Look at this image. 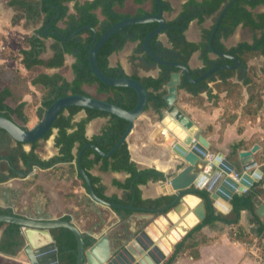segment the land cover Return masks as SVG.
<instances>
[{"label": "trees", "instance_id": "obj_1", "mask_svg": "<svg viewBox=\"0 0 264 264\" xmlns=\"http://www.w3.org/2000/svg\"><path fill=\"white\" fill-rule=\"evenodd\" d=\"M73 0H10L9 5L18 11L25 14V18L37 23L42 21L41 27L37 30L36 35L26 37L23 48L14 53L9 49H3L1 54L3 57L12 58L20 61L26 69L24 74L19 70L7 71L0 70V115L15 122L24 129H28L29 117L26 114L27 103L24 97L31 93L30 86H34L37 90L47 94L49 98L45 99L41 106L37 109L36 115L38 119H42L43 115L51 104L58 98L67 95H88L84 90V85L96 84V92L98 95L104 94L105 101L118 105L121 108L131 111L135 108L138 102V95L135 90L127 87H110L99 80H97L89 67V46L93 40V33L91 30H83L67 41H59L51 34L42 36L41 32L48 26V24L60 12L59 18L56 19L50 31H58L62 36L68 37L70 34L84 26H91L96 29L98 38L105 33V31L112 25L118 23L125 17L130 15L120 14L115 11V7L122 8L127 0H86L84 2L76 1L73 10L74 13H69L68 4ZM137 5H144L151 1L152 11L150 14L157 13V4L155 0H133ZM228 0H203L201 2L196 0H189L183 5L182 12L173 21L167 22V27L163 34H166L170 40V47L164 46L159 36L150 40V49L165 61H175L188 66L189 60L193 53L200 48L206 54L203 57L204 69L209 70L215 65H232L233 62L223 58L217 57L212 60L209 58L210 51L208 49L209 37L211 31L205 33V40L201 44L189 42L186 39L185 32L193 20H197L199 25H202L207 17L218 14L223 4ZM164 13L172 12V7L168 0H162ZM259 6H264L263 0H237L226 12L223 17L218 32L214 40L216 49L228 52L221 40L227 39L234 34L236 29L243 25L253 30L263 31L262 36L255 39L252 44L243 43L234 47L230 51L234 52L245 69L243 78L239 82L232 81L236 75L234 70H219L210 78L203 80L198 84H190L182 77V87L189 93L199 94L207 92L210 99L214 101L219 100L218 93L227 91V100H231L232 107L238 108L242 100L243 87L252 83L249 76L248 62L251 59L264 57V13H254V10ZM103 15L104 19L100 20L97 11ZM147 14L143 9L139 8L135 16H143ZM65 22L66 28H58L59 22ZM158 27V23L135 24L124 28L117 34L112 36L100 48L97 54V63L99 68L109 77L125 78L127 74L118 66L110 67L109 57L114 52L123 49L127 42H138L139 48L144 53L148 63L157 65L154 61L145 54L142 49V43L147 34ZM53 37L56 39V44L53 46V56L45 61L40 58L44 51V39ZM74 55L76 58L72 66L75 75L74 80L69 82L63 77V73L59 74V79L52 75H48L41 71L42 67L46 68H60L64 70L65 55ZM160 69V75L157 78L153 77H138L133 78L140 81L145 87L148 94V101L146 111L152 108L157 113H161L166 108L164 96L166 91L164 87L170 79V75L175 69L157 65ZM202 71L196 75L192 71V76L197 77L202 74ZM264 73V71H263ZM241 82V83H240ZM210 83H214L217 94H213V87ZM250 86V85H249ZM255 90V89H254ZM250 90L247 103L242 110L241 119L255 121L262 114L263 100L261 98V91L254 92ZM9 100V101H8ZM199 106L203 105V100L199 98ZM84 111L86 117L79 122H74L78 113ZM96 118H109V124L98 135L88 138L86 135V127L88 123ZM128 121L111 115L104 111L93 110L82 107H69L63 111L54 122L50 131L44 136L43 140H48L53 130L57 129L58 133L55 137V145L59 148V155L49 160H43L37 153L39 142L29 144L30 151L23 149L27 144L16 143L3 130L0 129V157L6 153L10 161L15 164L18 160L22 161L28 167L37 166L41 169L53 167L58 163L72 162L76 158L74 149L77 148V153L87 144H94L100 151L109 152L119 139L123 136L128 128ZM12 143H16V147L12 148ZM236 150V148H235ZM82 168L88 175L94 193L101 199L123 205H133L137 208L160 209L171 204L176 196L163 195L156 199L142 198L140 190L141 185H146L149 181H164L165 178L161 174L155 175L152 172L139 171L136 164L131 160L128 143L124 142L116 152L109 158L99 156L92 148H87L82 154ZM101 163L103 169L116 172H124L129 175L123 184H118L119 187L131 192L130 196L124 202L116 198H109L104 195L103 187L98 184L90 170L97 164ZM16 176L15 170L9 172L8 176L0 175V182H4ZM163 178V179H162ZM83 184L84 180L80 176ZM257 192V191H256ZM203 199L204 195H200ZM255 193L249 195L235 194L231 200V210L228 214H219V217H214L211 214L210 207L207 209L205 219L188 232L174 247L172 255L163 264H172L177 256L182 253L189 252L192 256L198 257L199 252L196 250L198 242L192 241L190 238L193 234L199 232L205 225L213 224L216 219L222 220L226 225L232 227L229 235L233 241L243 243L247 246L256 244L261 250V256L264 257V221L257 222V230L254 235L247 234L239 225L240 212L248 210L254 212ZM165 210L162 213H166ZM9 213L7 210L0 207V214ZM132 214L133 211H127ZM0 226L5 228V239L2 251L15 253L13 248H19L23 245L21 230L19 226L8 223H0ZM54 240L58 248V256L60 264H76L77 263V242L74 235L64 228L53 230ZM86 246L92 245L94 239H84ZM207 239L203 238L202 242Z\"/></svg>", "mask_w": 264, "mask_h": 264}, {"label": "crops", "instance_id": "obj_2", "mask_svg": "<svg viewBox=\"0 0 264 264\" xmlns=\"http://www.w3.org/2000/svg\"><path fill=\"white\" fill-rule=\"evenodd\" d=\"M76 1L82 3L86 0H73L70 2L72 3V8L69 7V3V13H74L73 7ZM188 1L189 0H168L172 7V12L164 13L166 21L175 20L182 12L183 5ZM196 1L201 2L203 0ZM132 6L134 7V12L126 11V8ZM260 7L261 6L256 8L254 13H264V8L259 9ZM139 8L143 9L147 14H150L152 11L151 1L140 6L135 4L133 0H127L122 8L116 6L115 11L120 14L130 15L131 17L135 16ZM96 13L100 20L104 19L100 10ZM216 20L217 14L207 17L202 25H199L197 20H193L185 32L186 39L189 42L197 44L203 43L205 40V33L213 29ZM39 23L42 25L41 20L35 24ZM31 24L35 26L34 22H31ZM66 27L65 22L61 21L58 23V28L64 29ZM37 30H35L32 35H36ZM247 30H250L248 31L249 33H245ZM5 33L6 31L0 26V70L11 72L19 70L26 74L27 71L20 61L3 57L1 54L3 49H9L14 53L19 52L23 48L26 38L24 37L21 47L14 49L3 41V38L6 39V36H4ZM262 33L263 31L261 30H253L249 27L240 25L234 34L227 39L221 40V43L226 50L230 51L243 43L252 44L255 39L262 36ZM249 34L253 42L246 39L245 36ZM49 39L51 41H48ZM159 40L164 46H171L170 40L166 34L159 36ZM43 42L45 49L40 58L47 61L52 58L54 54L53 46L56 44V39L48 37L45 38ZM236 43L238 44L235 45ZM205 54L206 52L200 48L192 54L189 60L188 66L191 72L194 71L196 75L199 71L201 72L202 69H204L203 57ZM44 55H47V58H44ZM217 57L218 56L210 52V59L214 60ZM75 61L76 58L74 55L66 54L64 70L60 68L42 67L41 71L48 75H52L51 71H55L58 74L63 73V77L71 82L75 77L72 70ZM109 65L112 68L120 66L127 76L130 77L157 78L160 75L159 67L147 62L144 53H142L139 48L138 42H127L122 50L111 54L109 57ZM251 67L256 69L259 78L253 79V77H251L252 83L249 84L250 86L243 87L242 100L238 108L234 109L232 105H230L231 100L226 99L227 91L225 90L218 93L219 100L215 102L214 99L208 97L207 92L193 94L185 89H179L176 106L204 133L209 142V156L213 158L218 153H222L227 161L236 162L238 159L236 156L237 152L250 150L255 144L260 146L259 151L255 153L254 157L263 175L260 181L255 183L247 194L242 195L255 193V198L264 204V82L259 80L261 77L264 78V57L261 56L251 59L248 62V69L250 70ZM234 71H236V76L232 78V81L239 82V79L243 78L245 71L242 72L239 69ZM255 84L261 85V87L258 88H260L262 94L261 98L263 100L262 114L255 121L241 119L242 110L247 103L250 90L252 91L255 89ZM209 85L214 89L213 94H217L216 87L214 88L215 84L210 83ZM85 87H87V85L83 86V90L88 95L93 96ZM164 89L166 91L165 87ZM30 90L31 93L24 97V101L28 104L26 114L30 119L28 123L29 128L34 127L38 123L39 119L36 115V111L41 106V103L49 98L47 94L37 90L34 86H30ZM105 97L106 96L99 99L104 100ZM199 98L203 100L202 106L196 104ZM85 117L86 113L82 111L75 117L74 122H79ZM161 117L162 112L159 114L152 108L145 111L143 117L136 123L130 134L128 148L131 160L136 164L139 171L152 172L155 175L161 174L166 180L168 177L175 175L176 167L179 162L178 156L172 151L173 139L167 138L165 129L160 124ZM108 124L109 118H96L90 121L86 127L87 137L92 138L100 134ZM57 133V129H54L52 136L48 140L38 141L39 144L36 153L43 160H49L59 155V148L55 145ZM16 145V143H12L11 147L15 148ZM23 149L28 152L31 146L26 145ZM74 153L76 154L74 161L58 163L47 169H41L37 166L28 167V165H25L20 160L14 164L10 161L7 154L3 153L0 162V175L6 177L9 172L15 170L16 176L7 181L0 182V207L18 216H26L29 212L33 213V215L47 213L53 219L72 221L82 231L84 239H94L93 235L98 236L103 232V234L107 233L113 242L116 236L120 234L123 235L127 228L132 230L134 225L141 223L148 227L154 236V229H158L160 232L162 230L163 232L168 228L166 225V215L164 214L172 210L173 207L172 209H168L166 213L146 214L133 211L132 214H128L127 211L129 210H115L95 204L90 200L86 184H83L78 174L77 148L74 149ZM90 173L97 179L98 184L103 187L106 197L116 198L124 202L130 196V191L124 190L118 186V184H123L126 181L129 177L128 174L112 171L111 169L105 170L101 163L95 165L90 170ZM161 182L162 180H151L146 185H141L140 190L142 192V198L147 200L163 196L166 184H161ZM235 194L241 196L238 192ZM167 195H174V193H168ZM204 201L207 210L209 205L206 200ZM255 210L253 213L248 210H242L239 218L240 227L247 234L251 235H254L257 230L258 226L256 220L264 221V218L262 219L255 214ZM228 213H230V211ZM219 214L224 215V213L215 209L214 217H219ZM163 221H165L164 229L160 226ZM101 222L103 224L97 226V224ZM151 225H155L154 229L151 228ZM231 229L232 227L226 225L220 219H216L213 224L203 226L199 232L193 234L190 238L192 241L199 243L196 248L199 252L198 257L192 256L189 252L182 253L176 257L172 264H264L259 247L256 246L257 249L254 250L252 246L256 244L247 246L243 243L233 241L229 235ZM176 230L179 229L177 228ZM171 235L172 234H170V236ZM170 236L166 238L168 239ZM5 237V228L0 226V248L4 246ZM182 238L183 237H181L180 240ZM203 238L207 239V241L202 242ZM180 240L177 241L179 242ZM22 241L23 245L21 247L13 248L15 251L13 254L11 252H4L0 249V264H30L23 252L25 246L23 237ZM173 251L174 250L171 248V250L166 252V258L163 263L169 259Z\"/></svg>", "mask_w": 264, "mask_h": 264}, {"label": "water", "instance_id": "obj_3", "mask_svg": "<svg viewBox=\"0 0 264 264\" xmlns=\"http://www.w3.org/2000/svg\"><path fill=\"white\" fill-rule=\"evenodd\" d=\"M155 1L157 4L156 14L125 17L108 28L99 38L96 29L91 26H84L72 32L68 37L62 36L58 31H50L53 22L59 18V11L56 17L41 32L42 36L51 34L59 41H67L83 30H91L93 40L89 46L88 56L91 72L97 80L107 86L127 87L135 90L138 95V102L133 110H125L118 105L94 96L71 94L55 100L34 127L24 129L15 122L0 115V129L5 131L16 143L29 145L33 142L43 140L58 116L69 107L74 106L104 111L128 121L129 125L126 132L109 152L104 153L100 151L94 144H87L82 147L77 154L78 174L86 184L90 200L100 206L146 214L162 213L173 207L172 210L164 214L166 215L168 229L161 232L160 236L156 238L150 232V229L141 223L134 225L132 230L127 228L126 232L123 235H117L113 242L107 233L103 234L102 232L98 236L93 235L95 242L87 247L82 231L72 221L53 219L47 213L33 215V213L29 212L26 216H18L11 213L0 214V223H8L20 227L21 235L25 240L23 252L30 264H60L58 248L52 233L53 230L59 228L67 229L76 239V264H162L166 258V251L160 245L161 240L169 237L178 226L183 222H187L192 217L195 223L180 238L184 237L191 229L201 223L207 213L204 200L208 202L213 216L215 209L227 214L231 210L230 200L233 195L236 192L241 195L247 194L253 188L254 184L260 181L263 175L254 157L255 153L260 149L258 144L253 145L250 150L237 152L236 156L238 159L236 162L227 161L222 153H218L212 161H209L207 159L209 155V142L206 136L176 106L178 90L182 87V77L190 84H198L210 78L219 70L239 69L242 72L245 71L240 59L234 55V52H223L214 46V40L223 17L237 0H228L222 5L217 14V20L211 31L208 43V49L211 53L218 57L226 58L232 61L233 64L215 65L207 71L203 70L202 74L197 77L192 76L189 66L175 61H165L150 49V40L154 37L161 36L167 27L162 0ZM146 23H158V27L146 35L142 43V49L155 64L175 69L171 73L170 79L165 86L166 94L164 100L167 106L162 110L160 124L165 129L167 138L173 139L172 151L178 156L179 162L175 175L168 177L161 184H166L164 195L174 193L176 198L171 204L160 209L137 208L132 204L123 205L99 198L94 193L91 181L82 168L81 163L82 154L87 148H92L103 158L111 157L124 142L128 143L134 126L146 111L148 94L140 81L130 76L125 78L109 77L99 68L97 63V54L107 40L128 26ZM1 160L0 157V162ZM233 174L237 176L234 177ZM200 195H204L205 199ZM191 196L198 199L193 206L188 201ZM254 202L256 205L255 214L263 219L264 204L257 198L254 199ZM102 224L101 222L97 226H101ZM151 226L154 229L155 225ZM177 243L178 241L173 242V250Z\"/></svg>", "mask_w": 264, "mask_h": 264}, {"label": "rangeland", "instance_id": "obj_4", "mask_svg": "<svg viewBox=\"0 0 264 264\" xmlns=\"http://www.w3.org/2000/svg\"><path fill=\"white\" fill-rule=\"evenodd\" d=\"M9 1L10 0H0V26L4 31H6V33L4 34V36H6V39L3 38V41H5L6 44L10 45L12 48L18 49L19 47L22 46L24 37L25 38L30 37L33 34V32L40 27L41 24L39 23V24H35V26H32L31 22L28 21L26 18H24L25 14L10 6ZM69 7L72 8V3L69 4ZM262 8L264 7L261 6L259 9ZM126 11L134 12V7L132 6L126 8ZM248 31L250 30H247L245 33H249ZM245 37L248 41L253 42L250 34ZM48 41L51 40L49 39ZM237 44L238 43H236L235 45ZM43 57L47 58V55H44ZM51 72H52V76L59 79V74L57 72L55 71H51ZM249 76L253 77V79L259 78L257 76L256 69L253 67H251L249 70ZM259 80H261V82H264V78L262 77ZM255 85L256 87L254 92L260 90V88L258 87H261L260 84H255ZM96 87H97L96 84H93V85H87V87L85 88L90 94L96 96V98L104 97L105 96L104 94L101 95L97 94Z\"/></svg>", "mask_w": 264, "mask_h": 264}, {"label": "bare ground", "instance_id": "obj_5", "mask_svg": "<svg viewBox=\"0 0 264 264\" xmlns=\"http://www.w3.org/2000/svg\"><path fill=\"white\" fill-rule=\"evenodd\" d=\"M198 199L194 196L189 197L188 201L190 202V205L193 206ZM175 219V218H174ZM195 223L194 218L192 217L187 222H183L180 226H178L179 230H175V232L172 233L170 238H164L161 240L160 245L161 247L167 252L168 250H171L173 246V242L179 240L180 236L184 235L185 232ZM162 229L165 227V221H163L162 224H160ZM155 230V237H159L161 232L158 229ZM166 230V229H165ZM164 230V231H165Z\"/></svg>", "mask_w": 264, "mask_h": 264}, {"label": "built area", "instance_id": "obj_6", "mask_svg": "<svg viewBox=\"0 0 264 264\" xmlns=\"http://www.w3.org/2000/svg\"><path fill=\"white\" fill-rule=\"evenodd\" d=\"M207 159L209 160V161H212V159H213V157L212 156H207ZM237 175H234V177H236ZM257 245H253L252 246V248L254 249V250H256L257 249V247H256ZM263 260H264V257H263Z\"/></svg>", "mask_w": 264, "mask_h": 264}]
</instances>
